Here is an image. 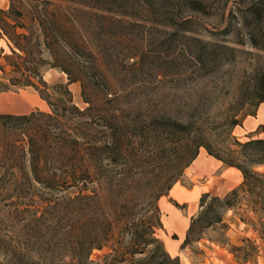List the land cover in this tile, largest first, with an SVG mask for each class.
I'll return each instance as SVG.
<instances>
[{"label": "trees", "instance_id": "1", "mask_svg": "<svg viewBox=\"0 0 264 264\" xmlns=\"http://www.w3.org/2000/svg\"><path fill=\"white\" fill-rule=\"evenodd\" d=\"M241 2L244 4L237 8L240 23L237 30L246 28L249 42L264 50V0ZM36 3L26 7L11 2L8 10L0 8V40L5 43L0 48V92L15 85L32 86L50 106V112L0 111V202L5 201L2 206H6L8 218L37 223L44 218L43 213L36 217L37 213L31 214L28 207L10 200V192L23 193L37 188V183L52 192L75 189L78 193L74 197L63 198L67 204H74L73 208H65V213L73 210L75 214L81 213L90 205L94 215L83 216L78 225L69 224L77 226L74 235L65 233L73 239L70 244L64 243L69 254L59 258L46 254L45 264H180L179 257L171 256L159 237L157 231L162 223L153 214V208L144 218H137L129 207H116L113 202L115 180L106 172L117 163L126 142L132 137L144 136L153 128L145 119H123L124 112L139 114L144 105L148 109L150 103L143 98H130L117 82L107 80L105 46L125 41H132L134 46H193L187 52L200 75H207L233 60L236 48L195 34L193 17L188 14H210L203 0H41ZM229 12L233 15V9ZM26 14L31 26L22 21ZM148 18L150 24L143 21ZM33 23L38 27L49 59L31 58V46L39 44L34 37ZM158 24L170 30L154 45L151 29ZM17 28L27 32H17ZM229 31L230 27L221 30L224 34ZM144 54L132 53V64L140 68L145 61ZM2 59L14 67L15 76H6ZM44 64L59 68L67 75V82L49 85L43 80L40 69ZM96 74L102 76V86L107 88L103 90L105 99L101 103L92 100L86 92L90 82L98 85L94 81ZM73 82L81 84L82 96L88 103L84 109L72 103L68 85ZM149 84L142 80L133 85L145 90ZM53 95H56L54 100ZM250 101L254 107L264 102V68L254 76ZM160 123L168 127L167 132L175 140L168 180L175 182L184 176V170L197 157L200 147L241 173L240 182L223 197L209 192L200 195V209L191 216L181 248L200 240L205 229L219 227L225 239L211 241L227 246L235 258L248 261L249 253L244 246L229 239L230 223L224 215L232 211L241 222L259 231L264 240V228L256 227L264 225V173L255 169L264 163V123L257 128L263 136H248L244 141L234 139V147L217 149L201 134L192 133L190 122L173 118L160 119ZM230 124L239 122L233 119ZM86 190L91 194H84ZM239 210H243V214ZM242 240L251 241L248 237ZM107 245L111 247L110 252L99 261L90 259L94 249ZM27 249L6 243L0 247V264H27L30 259ZM253 249L257 252V246Z\"/></svg>", "mask_w": 264, "mask_h": 264}, {"label": "rangeland", "instance_id": "2", "mask_svg": "<svg viewBox=\"0 0 264 264\" xmlns=\"http://www.w3.org/2000/svg\"><path fill=\"white\" fill-rule=\"evenodd\" d=\"M36 1L41 0H0V8L8 10L11 2L16 6L28 7L29 4H37ZM203 1L207 2L210 14H188L193 17L192 28L195 34L205 40L224 41L236 48L233 60L221 64L207 75H200L189 57L187 50L193 46H134L132 41H125L132 46H127L125 42L105 46L107 80L111 83L117 82L118 87L128 92L130 98H143L150 103L148 109L144 105L139 114L124 112L123 119H145L146 124L153 128L144 136L132 137L126 142L117 163L106 173L115 180L112 197L116 207H129L137 218H144L145 213L149 214V209L153 208V214L162 223V228L157 231L159 237L171 256L179 257L180 264H264V240L260 232L251 224L242 225L232 211L224 215L232 228L228 234L235 244L244 246L245 252L249 253L248 261L235 258L227 246L211 241L225 239L226 235H223L219 227L205 229L200 240L181 248L191 216L200 209L201 193L209 192L213 196L223 197L238 184L241 177L235 169L215 163L212 156L206 155L204 160L199 159L196 163L192 161L184 170L182 178L175 182L168 180L169 162L175 156L172 152L175 140H172V135L167 132L168 127L164 128L160 119L165 121L178 118L190 122L192 133L201 134L214 149L234 147V139L244 141L248 136H263L257 128L260 121L264 120V103H259L257 107L252 106L250 92L255 74L264 68V50L249 42L246 28L237 30L240 28L237 8L244 3L241 0ZM230 9H233V15L230 14ZM8 21L11 22L10 19ZM22 21L31 26L29 15L26 14ZM143 21L150 24L151 19ZM226 27H230V31L224 34L221 30ZM32 30L39 44L31 46V58L36 61L40 57L49 59L48 51L42 44V37L34 23ZM169 30L160 24L152 28L154 45L163 40ZM17 32L27 31L17 28ZM240 40L243 42L239 43ZM0 46H5L4 41L0 40ZM142 52H145V61L138 68L132 64L134 58L130 56L132 53ZM1 62L5 65L6 76H15L14 67L4 59ZM40 69L43 80L51 86L67 82V75L57 67L44 64ZM101 79L102 76L96 74L94 81L98 85L92 81L93 84L90 82L86 89L88 96L98 103L105 99L103 90L107 89L102 86ZM142 80L150 84L145 90L136 89L133 84ZM68 88L72 94V103L80 109L88 106L82 96L80 82L70 83ZM55 97L53 95V100ZM38 110L50 112V106L32 86L15 85L0 92V111L30 113ZM233 119H237L239 124H230ZM255 169L264 173V163ZM170 185H173L172 190L168 188ZM36 186L37 188L23 193L10 192L9 197L10 200L20 203V206L28 207L31 214L37 213L36 217L43 213L41 222L9 219L6 206H2L5 201L0 202V247L6 243L27 247V256L30 258L27 264H45L43 257L46 254L55 258L69 254L65 251L64 243L68 241L70 244L73 239L65 233L71 232L74 235L77 228L69 224L78 225L83 216L94 215V209L90 205L81 213L75 214V210L65 213V208L74 204H67L63 198L74 197L78 193L75 189L69 190L70 192H52L38 183ZM84 194H91V191L86 190ZM162 194L167 195L159 199ZM239 213L243 214V210H239ZM256 227L263 229L264 225L257 224ZM116 230L119 231L118 228ZM245 237L251 241L242 240ZM254 245L257 246V252L253 249ZM110 251L109 245L94 249L90 259L99 261L102 255Z\"/></svg>", "mask_w": 264, "mask_h": 264}, {"label": "crops", "instance_id": "3", "mask_svg": "<svg viewBox=\"0 0 264 264\" xmlns=\"http://www.w3.org/2000/svg\"><path fill=\"white\" fill-rule=\"evenodd\" d=\"M1 47H3V46H0V48ZM1 73V72H0ZM43 100V99H42ZM262 103H264V102H262ZM262 123H264V120H261L260 121V124H262ZM260 124H258V125H260ZM203 149V150H202ZM206 155H208V156H210L211 157V155H209L208 153H207V151L205 150V148H203V147H201L200 148V150H199V153H198V155H197V157L193 160V162H197L199 159H202V160H204V159H206ZM212 159L215 161V163H220V164H222V165H224V166H226L225 164H223V162L222 161H220V160H218V159H216V158H214L213 156H212ZM212 160V161H213ZM200 161V160H199ZM200 164V163H199ZM190 166V165H189ZM227 168H232V169H235L236 171H238L239 172V170H237L236 168H234V167H229V166H226ZM188 168V167H187ZM240 173V172H239ZM240 177H241V173H240ZM241 180V179H240ZM240 182V181H239ZM238 182V183H239ZM173 188V187H172ZM172 188L170 189V190H172ZM202 194V193H201ZM164 196H166V195H164ZM240 221V220H239ZM241 222V221H240ZM241 224L242 225H245L243 222H241ZM232 228H231V226H230V228H229V230H228V232L231 230ZM228 232H227V235H228V237H229V239H230V236H229V234H228ZM231 240V239H230ZM231 242L232 243H234L232 240H231Z\"/></svg>", "mask_w": 264, "mask_h": 264}, {"label": "bare ground", "instance_id": "4", "mask_svg": "<svg viewBox=\"0 0 264 264\" xmlns=\"http://www.w3.org/2000/svg\"><path fill=\"white\" fill-rule=\"evenodd\" d=\"M9 104V103H8Z\"/></svg>", "mask_w": 264, "mask_h": 264}]
</instances>
